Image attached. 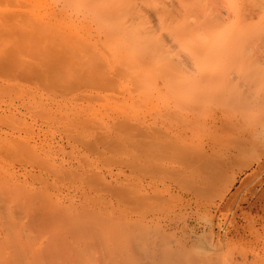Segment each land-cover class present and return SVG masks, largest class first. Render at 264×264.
I'll list each match as a JSON object with an SVG mask.
<instances>
[{
	"label": "rangeland",
	"instance_id": "374dc122",
	"mask_svg": "<svg viewBox=\"0 0 264 264\" xmlns=\"http://www.w3.org/2000/svg\"><path fill=\"white\" fill-rule=\"evenodd\" d=\"M6 1L4 2L7 4L3 2L4 5L0 2V6L3 5L0 7V34H3L0 36V185H3L0 190L3 191L6 189L4 187L14 184L12 189L16 187L20 189L18 191L26 192L29 197L30 194L34 197L40 195L43 201L39 197L38 199L43 202L42 204L44 201H47V204L53 202V205L49 206L50 209L55 207V210L63 211L68 219L65 217L66 219H62V222H69V224L73 222V226H80L77 227L82 231L79 235L78 230L76 229L77 233L75 231V226H71L72 228L67 232L60 233L62 240L65 238V241H68L64 249L70 246L71 250L69 247L68 250L72 254L73 250L76 252L75 256L71 253V256L67 255L70 256V264L79 263L76 258L80 257L84 261L82 263L79 260L81 264L85 262L88 264H264V144H262L264 139L260 138V142L257 140L261 144L254 143L252 150L242 154L244 155L242 157L240 155L237 160L230 161V166L228 164L225 166L223 179L219 181L217 187L202 189L203 184L199 182L200 177L209 170L212 157H216L215 153L222 151L221 153L231 154L227 138L233 131L226 129L225 122H242L243 117L246 116V120L249 119L250 123L251 120L255 122L264 119L262 116L264 113V55L262 54L264 53H261L264 51L262 48L264 40L254 37V40L241 41L242 43L237 41L239 45L234 42L243 49L236 44L233 45V42L230 43L232 49L229 48L228 43L226 46L223 45L224 43H218L217 46L222 44L223 48H220L225 52L228 50L227 54L214 52L216 55L213 53L211 55L215 56H213L214 59L216 56L220 57L219 59L222 57V64L225 63L223 67L227 66L224 68L225 71L221 70V61L218 58L215 63L209 64L214 60L206 57V66L213 64L211 68L206 67V70L210 68L206 81L194 80L196 73L193 74L194 70L191 72L189 65L196 62L195 60L202 55L195 57L196 59L189 57L186 59L187 55L184 53L190 56L191 47L202 45V43L194 42L188 36L183 38H186L187 42L190 39L192 44L184 43L183 38L180 37L182 41H179L178 36L173 34L172 40L169 39L172 36L168 39L172 42L174 39V43L178 42L179 45L176 46L179 47L174 49L172 46L175 44L166 43L168 40L164 42L163 40L167 37H163L160 31L166 29L163 35L171 33L170 28L167 27V25L171 26L169 22L159 23L152 20L146 25L144 19H139V25L138 19L137 21H125V19L121 21L120 19L123 24L132 22L131 25L128 24L129 27L134 25L137 29L125 28H129L132 33L136 29L135 37L140 35L138 37L140 38L143 35L145 38L141 37L143 39L140 41H146L152 35L153 39L150 37L151 40L146 41L147 44L139 42L138 45L136 43L134 45L131 41L138 42L135 40L138 38L134 37L135 33L132 34L121 28L123 24L119 27V18L118 21L117 18L115 20L119 29L129 32L135 39L127 38L129 42H126L123 37V40L120 34L122 31L118 30L117 26L115 28L120 32H115L116 29L111 31L116 24L112 25L111 17L110 19L108 16L102 18L104 15L89 8L82 9L83 11L75 10V8L69 10L62 4L56 3V0ZM22 1L25 7L29 6L24 8ZM14 4L16 6L13 7ZM38 9L41 10V16ZM25 10L29 13H25ZM84 11H87L88 15H83V18L81 14ZM20 15H24L25 20L29 15L27 20L29 19L30 23L27 22L29 24L27 27L25 22L21 21L24 19ZM57 15L63 16L60 18ZM78 16L81 18H77ZM153 21L156 26L150 25ZM13 22L16 25H13ZM96 22L99 23L96 25ZM99 24L105 26H102L105 28L102 29L103 33ZM157 25L159 28H156ZM149 26L159 29L157 32L154 30L157 34L160 31L159 37L152 29L145 32L147 27L150 29ZM174 28L172 27V30ZM107 29L111 32L109 30L107 32ZM141 30L147 35L140 33ZM19 31L23 36L26 34L28 37L25 35L21 38ZM23 32L26 33L23 34ZM104 32L110 34L105 35ZM8 33L9 35L14 33V35L9 36ZM112 35L115 36L111 37ZM126 36L128 37L129 34ZM62 37L67 39L64 40ZM158 38L176 51L169 52L168 49L171 48L160 44ZM56 39L66 45L69 40L71 43L73 41V46L71 50L63 44V48L68 51L64 56L66 59L61 61L55 57L56 60L61 61L55 65L52 59L55 55L47 57V54L59 50L57 55L63 56L60 51L62 44L59 46ZM79 39L80 42L77 44L81 45L82 41L85 45L87 42V56H89L88 51L94 49L95 51L90 55L101 56L99 52L101 51L103 57L97 55H94L96 56L94 58L92 56L93 59H89L90 56L82 57L86 55L84 53L86 50L83 51L86 46L79 48L78 45L77 47L75 41ZM30 40H33L32 43ZM154 40H158L157 46ZM34 41L37 42L36 45H33ZM117 41L123 42L124 48L121 49L122 44L120 43L119 46ZM149 41H153L155 48L160 47L167 52L164 53L160 49L158 53L156 52L158 58L155 52L151 53L155 49ZM124 42L134 48L136 45L137 47L145 45L148 49H143L145 53L142 51L141 56L139 52L145 46L142 48L139 46L141 49L137 53L140 57H137L134 48L131 49ZM71 43L68 48L71 47ZM244 43L248 44L244 45ZM55 44H58L57 48L54 47ZM90 44H94L91 46L92 49L89 48ZM105 44L109 45L110 49ZM100 45L102 48L104 46L103 50H100L102 49ZM125 45L131 50L127 49L128 47L125 48ZM162 45H165V48ZM259 45L262 47L260 48ZM81 47L84 49L81 50ZM179 49L183 51L185 49L184 52L182 50L180 52L186 55L185 60H190L189 65L182 61L183 54L179 52L180 59L183 58L181 60L179 55L177 56ZM239 49L248 52L250 56ZM260 49L262 50L259 51ZM133 50L135 55L131 54L134 53ZM80 51L83 52L80 53ZM115 51L117 53L119 51L120 56ZM127 51L129 54L126 53ZM146 51L151 53H149L151 60L150 57H146L148 56ZM258 52L261 53L260 56L257 55ZM33 53L34 56L37 55V59L30 58ZM109 53L112 61L107 55ZM159 53L167 57L171 55V58L176 55L175 57L179 59L176 62L182 61V63L179 62L180 66H178L177 63L167 60L165 56L160 58ZM240 54L241 56L245 54L244 57L248 56L246 63H244L245 60L242 61L244 57ZM74 55H79L80 58ZM125 55H129L127 57L129 59L126 58L129 60V67L134 62V68L127 67L128 61L125 65H121L120 61H125ZM69 56L72 57L68 58L67 62ZM121 57L124 58L123 61ZM42 58H45L44 63L38 60ZM104 58L105 61H103ZM139 58L140 60L137 61ZM230 58L232 61L226 62ZM47 59L52 61H48L50 68L46 66ZM86 59H89L90 66L87 65ZM94 59H99L102 65L103 62L107 63V67L103 65L106 68L98 69L97 67V72L94 69L91 71ZM160 59L176 64L180 67L181 73L176 71L178 68L174 69L175 72L167 67L171 70L167 69L162 71L164 74H160L159 69L152 70L155 65H146L153 60L156 64L158 63L157 65L165 66L164 60L159 61ZM142 60L146 64L140 62ZM25 61L28 62L25 63ZM95 61V64H98V61ZM216 62L219 63L218 67ZM2 63L9 65L5 66ZM19 63L20 66H18ZM142 63L145 65L143 66ZM166 63L168 66V62ZM99 64L97 66H100ZM3 65L6 68H3ZM23 65L28 67L24 72ZM52 65L59 69L55 70ZM157 65L155 67L159 68ZM183 66L184 68L187 66L190 72H186L189 71L188 68L182 69ZM219 70L222 72L220 73ZM214 72L218 73L217 77L214 76ZM25 73L28 74L24 75ZM186 73L193 77H189ZM182 75H185L184 78ZM210 75L212 76L209 77ZM96 78L97 80H94ZM185 80L186 82L189 80L190 83L181 86V82ZM203 80L206 86L201 85ZM193 84L198 85L194 88ZM218 90L217 95L209 96L213 94L212 91ZM261 99L262 102H259ZM250 123L243 122L244 126L247 124V128ZM150 143H152L151 146ZM191 190H195L191 195L184 193ZM40 192L46 197H41ZM13 194L15 193L12 191L9 195ZM19 195L20 192L13 196L25 202L26 196L22 194L19 197ZM34 197L35 200L36 197ZM31 213L30 215L33 214ZM25 219L29 218L23 217V220ZM47 225L52 227L50 224ZM28 226L25 225L27 230L24 232H29L33 237L36 236V238L29 237L33 238L32 240L36 239L35 244L49 240L47 236L42 237L41 234L31 232L32 227L30 226L29 229ZM66 254H69L68 251Z\"/></svg>",
	"mask_w": 264,
	"mask_h": 264
},
{
	"label": "bare ground",
	"instance_id": "6f19581e",
	"mask_svg": "<svg viewBox=\"0 0 264 264\" xmlns=\"http://www.w3.org/2000/svg\"><path fill=\"white\" fill-rule=\"evenodd\" d=\"M4 1H6V0H3V1H1L0 0V2H2V4L4 5ZM16 1V0H15ZM35 2H37V0H34ZM48 1V0H47ZM4 2V3H3ZM7 3H8V1H6ZM27 2V1H26ZM7 3H5V4H7ZM19 3H20V1H19ZM21 3H23V1L21 2ZM56 3H60V4H62V6L64 7V8H67V9H69L70 10V8H75V10H82V9H86V8H89V9H91V10H94V11H96V12H99V13H101L102 14V18H105V16H108V18L110 19V17H111V20H113V23H112V21L110 22V23H112V25H114L117 21H118V18H119V22H118V24H119V27H121L122 26V24H123V22H121L122 20L124 21V19H125V21H130V20H135V21H137V19H138V21L137 22H139L140 20L139 19H144L143 21H145L144 22V24H146L147 25V23H150L152 20H155L156 22H159V23H168L169 22V25H171V26H168L167 24V27L168 28H170V32L171 33H169L168 31H166V32H168V34H169V36H167L168 34L166 33H164V35H163V32L166 30H160V31H162L161 33H162V36L163 37H167V39H165V38H163V39H165V40H163L164 42L166 41V40H168V41H166V43L168 42V44H170V42H171V45L173 44H175V46H172V47H174V49H176L175 47H177L176 45H179L178 44V42H176V43H174V39H173V42L172 41H170L169 39H171L172 40V38H173V34H175L176 36H178V38H179V41H182V40H184V43L186 42V43H189V42H191V44H192V41H194V42H200V43H202V45H200V44H198V45H193L192 47H191V51H190V56H188V54L187 53H184V54H186L187 55V58L185 57L186 55H184L183 54V52L185 51V49H184V51L182 50V49H179V51L177 50V52L179 53L181 50L183 51V52H180L181 53V55L183 54L184 55V60H182V61H185V62H187V64L189 65V63H190V60H185V58L186 59H189V58H191V59H194L195 57L197 58L199 55H202V56H200L199 58H198V60H195L196 62H192L193 64L191 65L192 66V68H191V66L189 65V68H190V70H191V72L193 71V74H195V77H194V80L195 79H198V80H201V79H207L206 77H207V73H209V69L212 67V65H208V67L210 66V68L208 69V70H206V60H207V58L206 57H209V58H211V59H213L214 61H212V62H208L209 64H211V63H215V60L218 58H220V57H217L216 56V58L214 59L213 58V56L214 55H216V54H214V52L215 53H217V52H222V53H226L227 54V52H228V50H226V52H225V50L224 49H222L223 47H222V44L221 45H219V46H217V44L218 43H224L223 45L224 46H226V43H228L229 44V48H233V47H231V45L233 44H238V42L237 41H240V43H242L243 41H245V40H249V39H253L254 40V37H256V38H258L259 40H264V0H56ZM17 4V3H16ZM52 4V3H51ZM0 5H1V3H0ZM2 5V6H3ZM2 6H0V7H2ZM14 6H16L15 4L13 5V7ZM18 6H19V4L17 5V8H18ZM21 6V5H20ZM29 5H27V7H28ZM46 6V5H45ZM23 7L24 8H27V7H25L24 6V3H23ZM31 7V6H30ZM29 7V8H30ZM53 7V6H52ZM32 9L34 8L33 6L31 7ZM30 8V9H31ZM15 9V8H14ZM21 9H23V8H21ZM34 9H36V8H34ZM42 10H44V9H42ZM56 10V9H55ZM58 10V9H57ZM68 10V11H69ZM33 11V10H32ZM38 11H39V9H38ZM41 11V10H40ZM40 11H39V15L41 16V14H40ZM47 11V10H46ZM83 11V10H82ZM5 12V11H4ZM8 12H10V11H8ZM16 12V11H15ZM25 13L26 12H28V11H24ZM35 12H36V10H35ZM70 12V11H69ZM17 13H18V11H17ZM16 13V14H17ZM29 13V12H28ZM32 13V12H31ZM24 14V13H23ZM46 14V13H45ZM81 14V13H80ZM88 15L87 14V11L85 12L84 11V13L83 14H81V17H83L84 18V16L83 15ZM91 13H89V15H90ZM19 15V14H18ZM17 15V16H18ZM13 16V15H12ZM15 14H14V18H15ZM21 16V15H20ZM23 16L24 15H22L21 16V18L22 19H24V21L23 20H21L22 22H25V25H26V27H27V25H29V24H27V22L28 23H30L28 20H27V17L29 18V15L28 16H26V20H25V18H23ZM38 16V15H37ZM53 16H56V15H53ZM58 16V15H57ZM63 16V15H62ZM62 16H58V17H62ZM69 16V15H68ZM71 16V15H70ZM69 16V17H70ZM2 17V16H1ZM6 17H8V16H6ZM80 16H78L77 18H79ZM80 17V18H81ZM86 17V16H85ZM89 17V16H88ZM88 17H87V19H88ZM92 17V15L89 17V20H90V18ZM8 18H10V16L8 17ZM12 18V17H11ZM39 18V17H38ZM53 18V17H52ZM66 18V17H65ZM93 18L94 19H96L94 16H93ZM107 18V17H106ZM113 18V19H112ZM116 18H117V21L115 22V20H116ZM56 19V18H55ZM120 19H121V21H120ZM19 20V19H18ZM19 20V21H20ZM72 20V19H71ZM92 20V19H91ZM90 20V21H91ZM106 20H108V19H106ZM1 21V20H0ZM11 21V20H10ZM9 21V22H10ZM13 21V20H12ZM77 21V20H76ZM89 21V22H90ZM94 21H96V20H94ZM97 21H98V19H97ZM17 22V21H16ZM21 22V23H22ZM31 22H32V20H31ZM81 22H82V20H81ZM93 22V21H92ZM141 22H142V20H141ZM2 23V22H1ZM8 23V22H7ZM14 23V22H13ZM12 23V24H13ZM85 23V22H84ZM83 23V24H84ZM99 23V22H98ZM97 22L95 23L96 25L98 24ZM101 24H102V21L100 22ZM132 23V22H131ZM131 23L130 22H128V24L129 25H131ZM3 24V23H2ZM12 24H11V26H12ZM91 24V23H90ZM101 24H99L98 26H100V27H102V26H104V25H102L101 26ZM117 23L114 25V27L111 29V31H115L114 29H118V30H121V28H123V29H126V31L128 30L129 31V28H132V29H134V28H136V27H134V25L132 26V27H129V25L127 24V22L126 23H124V24H126L127 26H125L124 24H123V26L119 29V27L117 26L118 25ZM139 25H140V22L138 23ZM174 24V25H173ZM13 25H16L15 23L13 24ZM24 25V24H23ZM150 25H154V21L152 22V24H150ZM160 25V24H159ZM10 26V25H9ZM18 26V25H17ZM58 26V25H57ZM109 26V25H108ZM111 26V25H110ZM109 26V27H110ZM115 26H117L116 28H115ZM154 26H156V25H154ZM158 26V25H157ZM174 26L176 27V28H174ZM25 27V28H26ZM94 28H95V25L93 26ZM105 27V26H104ZM109 27H106V28H109ZM125 27H129V28H125ZM150 27V26H149ZM161 28H162V25L160 26ZM172 27L174 28V30H176V32H174V30H172ZM18 28H20V27H18ZM28 28H30V27H28ZM96 28H99V27H96ZM155 27H150V29H148V27H147V31H145V32H149L151 29L153 30V32H154V30H156V29H154ZM156 28H159V26L158 27H156ZM57 29H59V28H57ZM102 29L104 30L105 28H101V31H102ZM116 29V31L115 32H120V31H118ZM137 29V28H136ZM136 29L135 30H133V31H135V32H133V33H135L134 34V37H135V35L137 34L136 33ZM141 29H142V27H141ZM20 30H22V29H20ZM32 30V29H31ZM99 31H100V29H98ZM109 29H107V32H109L108 31ZM139 30V29H138ZM137 30V31H138ZM144 30V29H143ZM143 30H141V32L140 33H145V32H142ZM149 30V31H148ZM159 29H157L155 32H157ZM60 31V30H59ZM98 31V32H99ZM110 31V32H111ZM122 31V30H121ZM126 31H124V32H126ZM160 31L158 32V34L160 33ZM17 31H15L14 33H15V35H17V33H16ZM32 32V31H31ZM93 32V31H92ZM107 32H104V34L105 35H108V34H110V33H107ZM123 32V31H122ZM120 33L121 34V37L123 38H125L126 39V42L128 41L129 42V40H127V38H130L131 39V37L133 36H130L131 34L130 33H132V32H126V34H129V36L127 37L126 36V34L125 35H123L124 34V32L123 33ZM154 32V33H155ZM14 33H13V35H14ZM19 33H20V31H19ZM24 33H26V32H23V34ZM28 33V32H27ZM101 33H103V31L101 32ZM100 33V34H101ZM113 34H114V32H112ZM132 33V34H133ZM139 33V34H140ZM154 33H152V34H154ZM21 34V38H23L26 34H24V36L22 35V32L20 33ZM19 34V35H20ZM31 34V33H30ZM29 34V35H30ZM54 34H56V33H54ZM58 34V33H57ZM65 34V33H64ZM94 34V33H93ZM103 34V35H104ZM146 34V33H145ZM157 33H155V35H158ZM1 35H3V34H0V36ZM8 35H9V33H8ZM10 35H12V34H10ZM9 35V36H10ZM12 35V36H13ZM18 35V36H19ZM102 35V36H103ZM119 35V34H118ZM147 35V34H146ZM148 35H149V33H148ZM161 35V34H160ZM27 36V35H26ZM59 36V35H58ZM63 36V35H62ZM110 36V35H109ZM113 36H115V35H112L111 37H113ZM126 36V37H125ZM140 36V35H139ZM139 36H137V37H135V38H138ZM170 36H172L171 38H169ZM186 36H188V37H190L191 39H192V41H190V39H189V42H187L186 41V38L184 39L183 37H186ZM28 37V36H27ZM67 37V36H66ZM97 37V36H96ZM107 37V36H106ZM111 37H110V39H111ZM141 37H144L143 35L141 36ZM141 37L140 38H138V40L137 39H135V38H133V39H135L136 41H138V42H132L131 40V43H139V42H142V44H143V42L144 43H146L147 44V42L146 41H148V40H151L150 39V37L152 38V35L150 36V37H148L149 39H146V41H140V40H142L141 39ZM157 37V36H156ZM158 37H159V35H158ZM180 37H181V39H180ZM68 38V37H67ZM66 38V39H67ZM95 38V37H94ZM109 38V37H108ZM117 38V37H116ZM124 38H123V40H124ZM145 38V37H144ZM147 38V37H146ZM154 38H155V36H154ZM161 38V37H160ZM169 38V39H168ZM175 38V37H174ZM29 39V38H28ZM51 39V38H50ZM50 39H49V41H50ZM62 39H64L63 37H62ZM66 39H64V40H66ZM70 39V38H69ZM85 39V38H84ZM118 39V38H117ZM153 39V38H152ZM157 39V38H156ZM155 39V40H156ZM159 39V38H158ZM176 39V38H175ZM188 39V38H187ZM52 40V39H51ZM57 40V42H59V46H60V44H62L61 42H60V40L59 39H56ZM59 40V41H58ZM71 40V39H70ZM70 40H69V43H68V45H66V43H63L64 44V46H67V49H71L72 48V46H73V41H72V43L70 42ZM87 40H89V39H87ZM97 40V39H96ZM154 40V41H155ZM160 40V39H159ZM258 40V41H259ZM31 41V40H30ZM33 41V40H32ZM32 41H31V43H32ZM36 41V40H35ZM35 41H34V43H35ZM38 41V40H37ZM48 41V42H49ZM62 41V40H61ZM68 41V40H67ZM105 41H107V40H105ZM111 41H112V39H111ZM163 41H159L160 42V44L162 43V44H165L166 45V43H163ZM242 41V42H241ZM250 41V40H249ZM257 41V40H256ZM76 42V44H77V42L79 43L80 42V39L79 40H76L75 41ZM91 42V41H90ZM97 42H98V40H97ZM108 42V41H107ZM117 42H119L118 44H119V46H120V43L122 44L121 46L122 47H120L121 49L122 48H124V46H123V42H120V41H117ZM116 42V43H117ZM126 42H124L125 44H126ZM149 42H153V41H149ZM158 42V40L157 41H155L154 43L156 44ZM158 42V43H159ZM233 42V43H232ZM234 42H236V43H234ZM246 42V41H245ZM33 43V45H36L37 44V42L34 44ZM54 43H56L55 42V40H54ZM70 43L72 44L71 45V47H69L68 48V46L70 45ZM87 43V42H86ZM86 43H85V45H84V43L81 41V45L80 44H77V47H78V45H79V48H80V46H86V48L84 49V47L81 49V50H83V51H85L86 49H87V45H86ZM89 43V42H88ZM93 43V42H92ZM104 43V42H103ZM150 43V44H151ZM230 43H232V44H230ZM63 44L61 45V47H62V50H60L62 53H63V56L61 55V56H59V55H57V54H59L58 53V51H55V53H53V52H50L51 54H47V57H48V55H49V57H51L52 55H55V56H52L53 58V63L56 65L57 64V62L58 63H60L61 61H65L64 59H66V57H64L65 56V54L66 53H68V51L67 50H65L63 47ZM108 44V43H107ZM107 44H105L106 45V47H108L109 45H107ZM130 44V43H129ZM132 44V45H133ZM155 44H153L152 43V46L153 45H155ZM159 44V45H160ZM190 44V43H189ZM188 44V45H189ZM197 44V43H196ZM236 44V45H237ZM245 44H248V43H244V45ZM255 44H257V43H255ZM262 44H264V41H262ZM58 45V44H57ZM56 44H55V48H57L56 46H57ZM92 45H94V44H92ZM91 44H90V47L89 48H91V46H92ZM97 45H98V43H97ZM114 45V44H113ZM112 45V46H113ZM126 45H128V43L126 44ZM125 45V46H126ZM135 45V44H134ZM138 45V44H137ZM137 45H136V48H134V46L132 47L131 45H128V46H130L131 47V49L132 48H134V50L136 51V53L137 52H139L138 50H140L142 47H144V46H142V45H139V46H141V48H139V46L137 47ZM164 45V46H165ZM182 45V44H181ZM180 45V46H181ZM239 45V44H238ZM237 45V46H238ZM250 45V44H249ZM261 45V44H260ZM260 45H259V47H260ZM76 46V45H75ZM89 46V45H88ZM118 46V47H119ZM128 46H126L125 48H127ZM148 46V45H147ZM151 46V45H150ZM151 46V48L153 49V47H154V49L155 50H157V48H159L158 49V51H151V53L152 54H154V52H155V56H157L158 54V52H159V50L160 49H162L161 51H163L164 49L163 48H160V47H156L155 48V46H157V44L155 45V46H153L152 47ZM163 46V45H162ZM161 46V47H162ZM163 46V47H164ZM191 46V45H190ZM213 46H215V47H213ZM100 47H101V45H100ZM115 47H117V45H115ZM117 47V48H118ZM130 47H128L127 49H129V50H131L130 49ZM166 47H168V48H171V46H167L166 45ZM179 47V46H178ZM177 47V48H178ZM220 47H222V48H220ZM239 47V46H238ZM254 47H255V45H254ZM262 47V46H261ZM260 47V48H261ZM88 48V49H89ZM95 48H97L96 46H95ZM102 48V47H101ZM103 48H104V46H103ZM103 48L102 49H100V50H103ZM109 48V47H108ZM138 48V49H137ZM145 48H146V50L148 49L146 46L144 47V48H142L141 50H140V54H141V52L143 51L144 52V50H145ZM165 48V47H164ZM227 49H229L228 47H226ZM225 48V49H226ZM239 48H242V47H239ZM262 48H264V47H262ZM32 49L33 48H31V52H33L32 51ZM64 49V50H63ZM73 49H74V47H73ZM92 49V48H91ZM91 49H89V50H91ZM110 49V48H109ZM113 49H114V46H113ZM112 49V52L115 50H113ZM137 49V50H136ZM144 49V50H143ZM167 49V48H166ZM243 49V48H242ZM242 49H239L240 51L242 50ZM247 49V48H246ZM245 48H244V50H246ZM36 50V49H35ZM53 50V49H52ZM55 50H57V49H55ZM72 50V49H71ZM71 50H70V52H71ZM75 50H76V48H75ZM117 50V49H116ZM128 50V51H129ZM133 50V51H134ZM168 50H170L169 52H172L171 50H173L172 48L171 49H168ZM244 50H242V51H244ZM250 50V49H249ZM262 49H260L259 51H261ZM54 51V50H53ZM66 51V52H65ZM77 51V50H76ZM83 51H80V53L81 52H83ZM95 50L93 49V51H88V55L91 57V58H89V59H93L94 57H96V56H94V55H97L98 56V54H94V55H90L92 52H94ZM119 51H121V50H119ZM119 51H118V53H117V51H115L118 55L120 54L119 53ZM128 51L126 52L127 54H129L128 53ZM132 51V52H133ZM135 51H134V53H131L132 55H135L136 53H135ZM173 51H176V50H173ZM187 51V50H186ZM233 51V53H234V49L232 50ZM232 51H231V53H232ZM239 51V52H240ZM246 51H248V50H246ZM246 51H244L243 53H245ZM251 52H252V50H250ZM30 52V53H31ZM36 52V51H35ZM34 52V53H35ZM47 52V51H46ZM46 52H45V54H46ZM60 52V53H61ZM72 52H74V51H72ZM78 52V51H77ZM97 52V51H96ZM100 52V55L101 56H98V57H103L102 56V54H101V51H99ZM110 52V51H109ZM121 52H123V50L121 51ZM142 52V53H143ZM147 52V51H146ZM157 52V53H156ZM164 52V51H163ZM167 52V51H166ZM166 52H164V53H166ZM168 52V54H170ZM230 52V51H229ZM34 53H33V57L31 56H28V57H30V58H34V59H37L36 58V56L37 55H35L34 56ZM53 53V54H52ZM85 54L87 53V50L84 52ZM98 53V52H97ZM104 53H107V52H104ZM114 53V52H113ZM145 53V52H144ZM149 53L150 52H147V54H148V56H146L145 54V56L146 57H150V55H149ZM150 53V54H151ZM173 53V52H172ZM171 53V54H172ZM177 53V56L179 55V59H180V53L178 54ZM214 54L213 56L211 55V54ZM237 53V52H236ZM235 53V55L237 56V54ZM241 53V52H240ZM243 53H241V54H243ZM261 53H264V51H261ZM260 53V54H261ZM75 54H78V53H75ZM83 54V53H82ZM115 54V53H114ZM126 54V55H127ZM140 54L138 55V53H137V57H140ZM230 54V53H229ZM239 54V53H238ZM241 54H240V56H241ZM245 54H248V52H246ZM244 54V55H245ZM251 54V53H250ZM252 54H254V53H252ZM251 54V55H252ZM260 54H259V52L257 53V55H259L260 56ZM81 55V54H80ZM110 58H109V60L111 59V56H110V53L109 54H107ZM111 55H112V53H111ZM125 55V61H123L124 60V58L122 59V57H121V59H122V61L123 62H121L120 60V63H122L121 65L123 66V64L125 65L126 64V62H127V67H129V65H128V63H129V60H126V58L129 56H126ZM218 55V54H217ZM244 55H242L241 57H244ZM249 55V54H248ZM262 55H264V54H262ZM79 57L80 58V56L79 55H74V57ZM82 56V55H81ZM89 56H87V54L85 55V56H82V57H89ZM92 56H93V58H92ZM120 56V55H119ZM118 56V57H119ZM124 56V55H123ZM141 56H142V54H141ZM159 56H160V58H161V56H162V58H164V56H165V58L167 57L166 55H160V53H159ZM171 55H168V57H167V60H170V61H173V63H177V65L178 66H180V64H178L179 62L180 63H182V61H178V62H176V60H179V59H177L175 56H174V54H173V58H171L170 57ZM211 56V57H210ZM219 56H222L221 54H219ZM229 57H232L233 56V54H232V56H230V55H228ZM228 56H226V57H228ZM250 56V55H249ZM255 56V55H254ZM55 57H57V59H59V60H61V61H59V60H56V58ZM62 57V58H61ZM72 56H69V57H67V62H68V58L70 59ZM81 57V58H82ZM105 57V56H104ZM131 57V56H130ZM133 57V56H132ZM158 57V56H157ZM156 57V58H157ZM170 57V58H169ZM181 57H183V56H181ZM189 57V58H188ZM215 57V56H214ZM228 57V58H229ZM235 57V56H234ZM233 57V58H234ZM247 55H246V57H244V59L242 60V58H241V60L244 62V60H245V62L244 63H246V61H247ZM258 57V56H257ZM29 58V59H30ZM54 58H55V61H54ZM135 57H133V59H134ZM143 58V57H142ZM159 58V57H158ZM195 58V59H196ZM223 58H225L224 56H223ZM236 58H238V57H236ZM246 58V59H245ZM6 59V58H5ZM43 59H45V58H42V59H38V60H41L42 62L44 61ZM83 59V58H82ZM89 59L87 60L86 59V61H87V65L89 64ZM102 59V58H101ZM113 59H114V56H113ZM127 59H129V58H127ZM136 59V58H135ZM143 59H145V61L147 62H149V60L148 59H146V58H143ZM150 60H151V57L149 58ZM174 59V60H173ZM181 59H183V58H181ZM180 59V60H181ZM199 59H200V61H199ZM231 59V60H230ZM230 59H225L226 60V62L228 61H232V58H230ZM249 59H250V57H249ZM7 61H9L8 59H6ZM95 60H97L98 62V64L100 63L99 61V59H94V60H92L93 62H92V65H91V71H93V69L97 72V70L98 69H104V68H106L107 66H106V64H104L105 62H103V65L104 66H106V67H104L101 63L99 64L100 66H97L98 64H95ZM108 60V61H109ZM116 60H118L117 58H116ZM131 60H132V58H131ZM140 60V58L137 60V61H139ZM155 60V59H154ZM162 60H164V63L166 64L164 67H165V70H164V67L163 66H161L160 64L159 65H157L156 64V62L155 61H153L154 63H152V61H150V63L149 64H146V62L145 61H140V62H145V64L146 65H148V66H152V65H157L159 68H157V67H152V70H154L153 68H156L157 69V71H158V69L160 70V74H162L164 71H166L168 68L167 67H170V68H172V71H175L174 69H177L178 68V70H176V71H178V73L180 72L179 71V69H180V67H178V66H176V64H173L172 62H170V61H167L166 60V62H168V66H167V63L165 62V59H162ZM161 59L159 60V61H162ZM209 60V59H208ZM220 61L222 60V57H221V59H219ZM235 60V59H234ZM238 60V59H237ZM236 60V61H237ZM240 60V59H239ZM7 61H5V62H7ZM46 61V60H45ZM48 61H51L50 59H47V67H48ZM103 61H105V58L103 59ZM111 61H112V59H111ZM111 61H109V62H111ZM156 61H157V59H156ZM192 61H194V60H192ZM223 61V60H222ZM222 61H221V65L220 66H222V69L221 70H224V68L225 67H227L226 65H225V67H223V65L225 64L224 62H223V64H222ZM241 61V62H242ZM3 62H4V60H3ZM24 61L22 60V64H24L23 63ZM28 61H25V63H27ZM52 62V61H51ZM50 62V63H51ZM102 62V61H101ZM107 62V61H106ZM114 62V61H113ZM132 62H133V60H132ZM132 62H131V65H132ZM218 62V61H217ZM216 62V64H217V67H218V65H219V63H217ZM240 62V63H241ZM248 62H249V60H248ZM41 63V62H40ZM44 63V62H43ZM49 63V64H50ZM90 63H91V61H90ZM138 63V62H137ZM137 63H136V66H137ZM142 63V64H143ZM152 63V64H151ZM163 63V64H164ZM171 63V64H170ZM230 63V62H229ZM233 63V62H232ZM2 64H4V63H2ZM8 64V63H7ZM6 63L4 64L5 66L7 65ZM21 64V65H22ZM118 64V63H117ZM140 64V63H139ZM145 64H143V66L145 65ZM162 64V63H161ZM183 64H185L184 62H183ZM182 64V65H183ZM215 64V65H216ZM248 64V63H247ZM1 65V64H0ZM3 65V68L5 67ZM9 65V64H8ZM94 65V66H93ZM111 65H113V64H111ZM110 65V66H111ZM130 65V66H131ZM133 65H134V62H133ZM133 65L131 66V67H129V69H131L132 67H133ZM171 65V66H170ZM181 65V66H182ZM186 65V64H185ZM184 65V66H185ZM18 66H20V63L18 64ZM26 66L27 65H25V67H24V65H23V72H24V70L25 69H27L26 68ZM57 66H59V64L57 65ZM88 66H90V64L88 65ZM87 66V68H90V67H88ZM96 66V67H95ZM140 66V65H139ZM160 66L162 67L161 69H160ZM173 66H176V67H173ZM184 66H183V68L182 69H184V70H186V68H188L187 66L184 68ZM229 66V65H228ZM231 66V65H230ZM22 67V66H21ZM54 67V69L55 70H58L57 69V67L55 68V66L54 65H52V68ZM97 67H99L98 69H97ZM113 67V66H112ZM117 67V66H116ZM126 67V66H125ZM141 67V66H140ZM207 67V68H208ZM216 67V68H217ZM6 68V67H5ZM19 68V67H18ZM48 68H50V65H49V67ZM134 68V67H133ZM149 68H151V67H149ZM189 68L187 69V70H189ZM86 69V68H85ZM112 69V68H111ZM114 69H115V67H114ZM117 69V68H116ZM128 69V68H127ZM137 69V68H136ZM181 69V71H183ZM218 69V68H217ZM227 69H229V68H227ZM226 69V70H227ZM21 70V69H20ZM113 70V69H112ZM168 70H171V69H168ZM190 70L189 71H186L187 73L188 72H190ZM19 71V70H18ZM32 71V70H31ZM134 71V70H133ZM140 70H138V72H139ZM163 71V72H162ZM175 71V72H176ZM196 71V72H195ZM212 71V70H211ZM218 71V70H217ZM225 71V70H224ZM22 74H23V72L22 71H20ZM30 72V71H29ZM156 72V71H155ZM171 72V71H170ZM169 72V73H170ZM183 72H185V71H183ZM182 72V74H184ZM213 72V71H212ZM219 72L221 73L222 71H220L219 70ZM31 73V72H30ZM136 73V72H135ZM181 73V72H180ZM186 73V74H187ZM22 74H20L19 73V75H22ZM28 73H25L24 75H27ZM137 74V73H136ZM140 74V73H139ZM157 74V73H156ZM164 74V73H163ZM211 74V73H210ZM213 74V73H212ZM216 74H218L217 72H216ZM215 74V72H214V76H216L217 77V75ZM187 75H189V74H187ZM29 76V75H28ZM132 76V75H131ZM139 76V75H138ZM183 76V75H182ZM185 76V75H184ZM184 76L182 77V78H184ZM212 75H210L209 77H211ZM22 77V76H21ZM25 77H27V76H25ZM24 76L22 77V78H25ZM189 77H193V75H189ZM208 77V78H209ZM216 77H214V78H216ZM181 78V77H180ZM186 78V77H185ZM188 79V78H187ZM190 79V78H189ZM193 78H191L190 80H192ZM235 79V78H234ZM243 80H244V78H242ZM94 80H97V78L96 79H94ZM108 80V79H107ZM183 80V79H182ZM193 80V81H194ZM204 80H203V82H201V85L202 86H206V84L204 85ZM111 81V80H110ZM109 80H108V82H110ZM202 81V80H201ZM206 81V80H205ZM208 81V80H207ZM183 82V83H182ZM181 82V86H182V84H184V85H188L189 83H190V81L188 80V82H186V80H185V82L184 81H182ZM196 82H197V80H196ZM110 83H112V81L110 82ZM178 83L180 84V82L178 81ZM192 83H194V82H192ZM206 83V82H205ZM207 83H209V82H207ZM211 83V82H210ZM212 83H213V81H212ZM198 84H200V83H198ZM197 84V85H198ZM191 85V84H190ZM189 85V86H190ZM194 85V84H193ZM196 84L193 86L194 88H195V86H197ZM201 85H199L200 87H201ZM192 86V85H191ZM192 87V88H193ZM193 88V89H194ZM213 92V94H210L209 96H215V95H217V93H219V90L218 91H212ZM215 98V97H214ZM234 99V98H233ZM231 101H233V100H231ZM230 101V102H231ZM259 102H262V99L261 100H259ZM227 104H228V102H227ZM259 105V104H258ZM250 106V105H249ZM262 116H264V113H262ZM241 117H243V116H241ZM244 118V121H242V119ZM242 119H241V121L242 122H239V121H233V122H225L224 124H225V127H226V129H228V130H230V131H233L231 134H228V137L229 138H227V140H228V142L230 143V147H231V149H230V152L229 153H231V154H227V153H221L222 151H220V153L219 152H217V153H215V155L214 156H216V157H212V162H210V167H209V170L206 172V174L205 175H202L201 177H200V179H199V182H200V184H203V186H202V189H204V187H206V189H211V188H215V187H217V185H218V183H219V181L221 180V179H223L222 178V174L225 172L224 171V168H225V166L228 164L229 166H230V161H235V160H237V157L239 158V156L241 155V157L242 156H244V155H242V154H245L247 151L249 152V150H252V148H253V145H254V143H257V144H261V143H259L260 142V138L261 139H264V119H260V120H257V121H252L251 120V123L249 122V119H247L246 120V118H247V116L246 117H243ZM246 120V121H245ZM243 122L245 123V122H248V123H250V124H248V128H247V124H245V126H244V124H243ZM149 130V129H148ZM151 132V131H150ZM152 135V134H151ZM150 136V135H149ZM152 137H153V135H152ZM150 138V137H149ZM259 142H258V141ZM151 142V141H150ZM262 142V141H261ZM151 144L152 143H150V146H151ZM257 144H255V146H257ZM262 144H264V143H262ZM150 146H149V148H150ZM158 145H156V147H157ZM165 146V145H164ZM166 146H167V144H166ZM262 146V145H261ZM146 147H148L147 145H146ZM159 147V146H158ZM162 146H160V148H161ZM167 147H169V146H167ZM196 148V147H195ZM259 148H261V147H259ZM155 149H157V148H155ZM159 149V148H158ZM162 149V148H161ZM226 149H227V147H226ZM163 150V149H162ZM165 150V149H164ZM187 150H189V148L187 149ZM223 150V149H222ZM232 150V151H231ZM167 151V150H166ZM191 150H189V152H190ZM195 151V150H194ZM199 151V150H198ZM224 151V150H223ZM227 151V150H226ZM197 153V152H196ZM253 153H255V152H253ZM190 154H192V152L190 153ZM190 154L188 153V155H189V157H190ZM248 154V153H247ZM212 155V156H213ZM251 156H253V155H251ZM255 156V155H254ZM235 159V160H234ZM239 160H241V159H239ZM257 160V159H256ZM244 161V160H243ZM242 161V162H243ZM249 161V160H248ZM230 163V164H229ZM234 163V162H233ZM234 166H235V164H234ZM238 166V165H237ZM240 166H242V164H240ZM232 167V166H231ZM243 167V166H242ZM230 169H232V168H230ZM225 170H226V168H225ZM224 171V172H223ZM227 174V173H226ZM228 175V174H227ZM225 176V175H224ZM229 179V178H228ZM229 181H230V179H229ZM228 182V181H227ZM1 184H3V183H1ZM10 184V183H9ZM4 185H5V183H4ZM6 185H7V183H6ZM12 186H8V187H4V188H6V189H4L3 191H1L0 190V264H70V246H68L69 247V249L70 250H68V247L66 248V249H64V247L66 246L65 244L68 242L67 240L65 241V238L62 240V234H60V233H62V232H67V230H69V229H71L72 227L71 226H73L72 224H74L73 222L72 223H70L69 224V222L67 223V222H62V219H66L67 217L65 216V214L63 213V211L62 210H55V207H52L51 209L49 208V206L50 205H53V202H51L52 204H47V201L45 202L44 201V204H42L43 202H41V201H43V199L42 198H40V195L39 194H36V195H39V196H35L34 197V195L32 196L31 194H30V197H29V195L27 196V193L25 192H21V191H18V190H20V189H17L16 187L15 188H13L12 189V187H14L15 185L14 184H11ZM14 185V186H13ZM1 187H3V185L1 186L0 185V189H2ZM10 189H12V190H10ZM6 190V191H5ZM4 191H5V193H4ZM9 191H11V193H9ZM12 191L15 193V194H13V195H16V194H18L19 192H20V195H19V197L23 194V195H25L26 197H24V199L26 198V199H29V200H26L25 199V202H22V200L20 201L19 199H17V196L15 197V196H13V195H9V194H12ZM194 191L195 190H191V192L190 191H186V192H184L185 194H189V195H191V194H193L194 193ZM17 192V193H16ZM188 192V193H187ZM22 193V194H21ZM34 194V193H33ZM40 194H41V192H40ZM10 196H12V198L10 197ZM31 196H32V199H33V197L35 198V200L33 199V201H31L32 199H31ZM48 196V195H47ZM18 197V198H19ZM28 197V198H27ZM38 197H39V199L41 200H39L38 199ZM41 197H46L45 196V194H44V196H43V194H41ZM37 200V201H36ZM26 201H28L27 203H28V205L26 204ZM30 201V202H29ZM35 201V203H33ZM41 203H40V202ZM36 202H37V204H36ZM31 203V204H30ZM48 208V209H47ZM35 209H36V213H35ZM32 210L34 211V212H32ZM47 210H49V211H47ZM55 210V211H54ZM47 211V212H46ZM62 211V212H61ZM33 214H32V213ZM30 213L32 214V215H30ZM35 213V214H34ZM63 215H62V214ZM32 217V219H31V217ZM64 216V217H63ZM23 217H28L29 219H25V220H23ZM63 217V218H62ZM66 217V218H65ZM68 219V218H67ZM47 224H50L52 227H50V226H48ZM78 224V223H77ZM76 224V225H77ZM25 225L26 226H28L29 227V229H30V226L32 227V229H30L31 230V232H33V233H35V234H41V236L42 237H45V236H47V238H49V240H45V241H40L38 244H35L36 242V239L35 240H32L34 237L36 238V236L34 235V237L33 236H31V234H29V232H24L25 230H27V228L25 227ZM69 225H70V228H69ZM79 225V224H78ZM75 226V225H74ZM73 226V227H74ZM77 227L79 228L80 226H75V231H76V233H77V230H78V235H79V232H80V234H81V232L82 231H80L79 229H77ZM83 228V227H82ZM77 229V230H76ZM85 229H87V228H85ZM20 230H22V231H20ZM33 230V231H32ZM74 230V229H73ZM82 230V229H81ZM72 231V230H71ZM74 232V231H73ZM72 232V233H73ZM27 234V235H26ZM23 235H25V237H22ZM29 235V236H28ZM59 235V236H58ZM33 237V238H29V237ZM38 236V235H37ZM57 236V237H56ZM61 237V238H60ZM54 240V241H53ZM35 242V243H34ZM69 244V243H68ZM72 248V247H71ZM72 249H74V248H72ZM78 250V249H77ZM82 250V249H81ZM68 251V253L69 254H66V252ZM79 251V250H78ZM72 252H74L72 255H74L76 252L73 250ZM85 252V251H84ZM67 255H70V256H67ZM75 256V255H74ZM79 256V252L77 253V257ZM80 256H81V252H80ZM98 257V256H97ZM74 259H75V257H74ZM77 260H78V262L81 264V262L80 261H82V258L80 257L79 259L78 258H76ZM75 259V260H76ZM76 260V261H77ZM80 260V261H79ZM104 260V259H103ZM102 260V261H103ZM93 262V261H92ZM95 262V261H94ZM109 261H107V263H108ZM79 263H77V262H75V264H79ZM82 263H84V261H82ZM112 263V262H111ZM85 264H88V263H86L85 262ZM89 264H91V263H89ZM106 264V263H105ZM108 264H110V263H108Z\"/></svg>",
	"mask_w": 264,
	"mask_h": 264
}]
</instances>
